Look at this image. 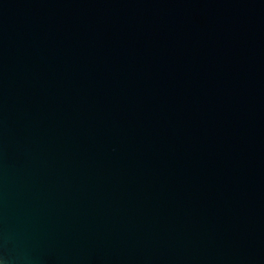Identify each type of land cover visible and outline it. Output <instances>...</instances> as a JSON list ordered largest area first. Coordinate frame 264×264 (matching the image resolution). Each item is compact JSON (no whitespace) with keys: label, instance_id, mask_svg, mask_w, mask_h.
<instances>
[{"label":"water","instance_id":"water-1","mask_svg":"<svg viewBox=\"0 0 264 264\" xmlns=\"http://www.w3.org/2000/svg\"><path fill=\"white\" fill-rule=\"evenodd\" d=\"M0 264H264V0H0Z\"/></svg>","mask_w":264,"mask_h":264}]
</instances>
